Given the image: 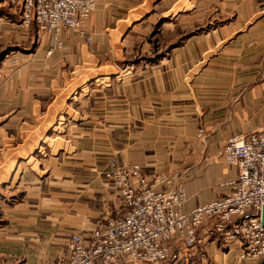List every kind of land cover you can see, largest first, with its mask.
<instances>
[{
  "label": "crops",
  "instance_id": "obj_1",
  "mask_svg": "<svg viewBox=\"0 0 264 264\" xmlns=\"http://www.w3.org/2000/svg\"><path fill=\"white\" fill-rule=\"evenodd\" d=\"M165 17L161 35L178 46L127 62L152 53L146 38ZM87 30L94 45L65 31L52 54L38 34L23 67L0 70V264L51 260L73 235L89 238L116 211L112 158L177 175L191 210L231 192L227 141L264 130V0H106ZM197 235L177 264H255L213 222Z\"/></svg>",
  "mask_w": 264,
  "mask_h": 264
},
{
  "label": "built area",
  "instance_id": "obj_2",
  "mask_svg": "<svg viewBox=\"0 0 264 264\" xmlns=\"http://www.w3.org/2000/svg\"><path fill=\"white\" fill-rule=\"evenodd\" d=\"M104 1L8 0L20 7L22 26L35 25L54 43L65 31L84 34L89 17ZM221 155L239 171L238 178L227 184L232 191L191 210L185 208L187 191L177 178L166 174L149 178L139 165L110 162L104 177L117 194L115 213L89 238L73 235L68 255L38 264H177L183 259L177 245L195 248L198 227L211 217L225 244L240 245V260L264 263V130L231 138Z\"/></svg>",
  "mask_w": 264,
  "mask_h": 264
},
{
  "label": "rangeland",
  "instance_id": "obj_3",
  "mask_svg": "<svg viewBox=\"0 0 264 264\" xmlns=\"http://www.w3.org/2000/svg\"><path fill=\"white\" fill-rule=\"evenodd\" d=\"M18 10H19V6L18 5H13L10 2H8V0H0V70L3 69V68H5V69L10 68V69H13V70H17V69L23 67L24 58H27V56L29 54H31V53H35V52L39 51L40 38L38 37V34H40V32L38 31L37 28L34 29V26H30V27L22 26L21 25V18H20V15L18 13L19 12ZM90 17H89V19H90ZM169 20L170 19L167 18V17L161 18V20L158 21V23L154 27L151 35H149V37L146 38L147 40H150V44L151 43L153 44V46L151 47V52L152 53L151 54H146L144 57L137 56V59H135V57H133V58L129 59V61H127V62L132 63V64H138V62H141V61L155 62L159 58L161 59L163 57H166L168 52H170L173 48L177 47L178 44L177 45L171 44V42H169L168 39L165 38L166 36L162 37V35H161L162 27L166 23H168ZM84 29H85L84 34H81V32H78V31H75V30H73L71 32L76 34V36L82 42L86 43L87 45H89V46L94 45L96 39H95L94 35L87 30V24L84 26ZM196 34H197V32H193V33L191 32L188 35H186L185 37L181 38V41L184 38L192 37V36H194ZM86 36H88L89 39L91 37V40L90 41L87 40ZM156 40L159 41L158 44L154 43V42H156ZM56 41H58V42L63 44L61 38H60V40H56ZM58 42H55V43L52 42L54 44V46L52 48L53 51H54L55 48H58L60 50H64L65 49L64 46L62 48H59L61 46L59 45ZM169 44H171V46H169ZM199 136H201V132L199 133ZM239 136H243V135H239ZM234 137H236V136H234ZM112 161H115L117 164L122 165V164H120L118 162V159L115 158V157L110 160V162H112ZM227 165H229V164L227 163ZM141 168H142V166H141ZM142 171H143V169H142ZM143 173H144V171H143ZM158 174H165V173L161 172V173H158ZM158 174H154V175H158ZM154 175H152V176H154ZM152 176H150V177L148 176V177L151 178ZM170 176H173L175 178L178 177L177 175H174V174L170 175ZM160 187L161 186H158L157 191H162L160 189ZM231 191H232V189H231ZM106 203H108V202H106ZM215 220H216L215 217H211V218H207L205 220V222H207V221L213 222V226L215 228V223H216ZM205 222H203V223H205ZM197 232H198V229L196 231L197 244H198ZM78 234H80V233H78ZM220 241L223 244V246L227 247V248H233L234 246L237 245L236 246L237 254L239 255V251H240L241 247H240V245L238 243H235L233 245H227V244H225V242L222 241V239H220ZM197 244H196L195 247H197ZM177 246L180 247V248H183L182 244H179ZM59 255H62V254H59ZM59 255H57V256H59ZM57 256H55L54 258H56ZM247 262H253V261L250 260V261H247ZM254 263L255 264H264V263L259 262V261L258 262H254Z\"/></svg>",
  "mask_w": 264,
  "mask_h": 264
},
{
  "label": "water",
  "instance_id": "obj_4",
  "mask_svg": "<svg viewBox=\"0 0 264 264\" xmlns=\"http://www.w3.org/2000/svg\"><path fill=\"white\" fill-rule=\"evenodd\" d=\"M262 224L264 226V207H263V212H262Z\"/></svg>",
  "mask_w": 264,
  "mask_h": 264
}]
</instances>
